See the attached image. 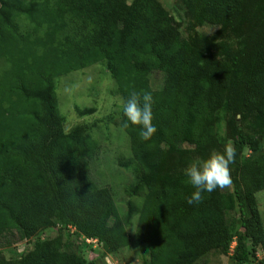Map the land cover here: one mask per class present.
<instances>
[{
  "label": "trees",
  "instance_id": "16d2710c",
  "mask_svg": "<svg viewBox=\"0 0 264 264\" xmlns=\"http://www.w3.org/2000/svg\"><path fill=\"white\" fill-rule=\"evenodd\" d=\"M184 1L198 24L248 25L246 38L237 47L196 33L188 39L158 0H0V264H97L84 239L104 253L126 249L133 217L142 264H196L232 242L234 264H264L256 199L264 190V0ZM97 63L122 102L133 91H151L154 101L149 141L136 126L122 128L121 110L141 170L126 194L142 195L122 216L88 173L98 142L82 127L64 131L55 92L57 78ZM219 113L227 139L215 129ZM238 116L251 120V132ZM228 144L236 153L231 190L202 193L189 206L195 189L184 169ZM235 210L236 234L227 217ZM50 228L57 235L40 238ZM22 241L30 248L6 259L2 249Z\"/></svg>",
  "mask_w": 264,
  "mask_h": 264
},
{
  "label": "rangeland",
  "instance_id": "374dc122",
  "mask_svg": "<svg viewBox=\"0 0 264 264\" xmlns=\"http://www.w3.org/2000/svg\"><path fill=\"white\" fill-rule=\"evenodd\" d=\"M126 1L130 3L132 0ZM158 1L177 22L182 35L188 39L191 34L196 33L211 41H228L232 46L237 47L248 33V25L231 30L198 24L193 17V7L184 0ZM263 12V9L258 12L257 19L263 16ZM54 85L64 131L69 132L74 127H82L99 144L97 154L88 163L91 181L97 187H106L110 190L121 216L126 213L129 202L140 206L142 195L126 194L127 188L140 184L141 170L132 158L128 137L119 126L122 98L105 64H93L61 76L55 80ZM237 120L239 127L251 132L253 128L251 120L245 124H242L239 118ZM215 129L222 138L229 137L224 114H218ZM260 148L264 150V141ZM244 156L245 158L250 156L248 149L244 150ZM228 190L230 191L231 188L229 187ZM256 199L264 225V190L256 194ZM227 217L232 233L236 234L240 230L238 211L228 213ZM136 225V217H133L127 225V232L133 239L130 247L109 254L104 253L100 246L91 245L92 248L86 250L84 254L89 259L98 260V264H142L143 255L135 242ZM57 233L56 229L50 228L45 230L40 238H51ZM34 240L35 238L31 243ZM232 246L231 243L227 250L211 251L197 260L196 264H234L231 259ZM28 248L30 244L22 241L3 248L2 253L6 259L11 260L20 257ZM257 256L258 259H264V252L259 251Z\"/></svg>",
  "mask_w": 264,
  "mask_h": 264
},
{
  "label": "clouds",
  "instance_id": "9594fccd",
  "mask_svg": "<svg viewBox=\"0 0 264 264\" xmlns=\"http://www.w3.org/2000/svg\"><path fill=\"white\" fill-rule=\"evenodd\" d=\"M153 95L151 91L131 92L121 103L124 122L123 129L136 126L141 141H149L157 129L152 123ZM235 151L225 145L223 152H213L206 159L192 162L184 169L188 183L195 189L186 197L189 206L202 202V193H212L217 189L229 188L232 184L230 165L234 162Z\"/></svg>",
  "mask_w": 264,
  "mask_h": 264
},
{
  "label": "built area",
  "instance_id": "2783aa9c",
  "mask_svg": "<svg viewBox=\"0 0 264 264\" xmlns=\"http://www.w3.org/2000/svg\"><path fill=\"white\" fill-rule=\"evenodd\" d=\"M84 241H85L86 244H90L92 246L94 245L95 247L100 246V245H98V243L96 242V240H93V239H84ZM232 245H233L232 247H234L235 242H232Z\"/></svg>",
  "mask_w": 264,
  "mask_h": 264
},
{
  "label": "water",
  "instance_id": "95a60500",
  "mask_svg": "<svg viewBox=\"0 0 264 264\" xmlns=\"http://www.w3.org/2000/svg\"><path fill=\"white\" fill-rule=\"evenodd\" d=\"M238 118H239V116H238ZM98 264V263H97Z\"/></svg>",
  "mask_w": 264,
  "mask_h": 264
}]
</instances>
